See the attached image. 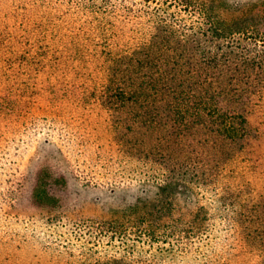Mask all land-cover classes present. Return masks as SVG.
<instances>
[{
  "label": "rangeland",
  "instance_id": "obj_1",
  "mask_svg": "<svg viewBox=\"0 0 264 264\" xmlns=\"http://www.w3.org/2000/svg\"><path fill=\"white\" fill-rule=\"evenodd\" d=\"M77 4L0 0V264H92L96 258V264H105L104 249L124 254L122 249L135 242L125 236L126 245L99 231L92 235L83 218L126 222L122 206L137 199L155 209L169 196L185 211L201 206L211 214L216 212L214 197L227 188L232 200L246 202V211L263 222L264 143L240 147L208 122L175 126L162 107L172 95L173 83L162 87L173 74L172 61L136 62L140 33L111 28L102 23L104 15ZM150 81H156L158 93L153 106L149 98L155 89L146 88L152 87ZM116 87L138 101L113 103ZM148 152L176 155L182 164L200 167L199 172L182 166L166 194L159 195L156 183L132 173L137 156ZM45 170L50 196L76 202V211L55 209L51 203L31 205L27 199L14 204L26 175L37 182ZM204 173L215 177L203 184L196 178ZM61 174L75 179L62 186L55 183ZM186 186L193 190L192 200H184ZM38 224L50 235L36 243L26 226ZM256 234L246 243L232 239L219 264H264V224ZM52 240L69 248L58 253L48 247ZM73 244L76 256L69 251Z\"/></svg>",
  "mask_w": 264,
  "mask_h": 264
},
{
  "label": "trees",
  "instance_id": "obj_2",
  "mask_svg": "<svg viewBox=\"0 0 264 264\" xmlns=\"http://www.w3.org/2000/svg\"><path fill=\"white\" fill-rule=\"evenodd\" d=\"M75 2L82 4L85 10L104 15L102 23L111 28H127L130 33H140L142 49L135 51L138 56L136 62L155 58L162 63L165 57L172 61L173 74L162 86L173 83L170 86L172 99L165 100V106H161L175 126L189 127L195 122H208L222 138L240 147H250L253 142L264 143V104L261 105L264 95H260L264 88V0ZM130 59L134 61L135 58ZM149 83L152 87L146 88L155 89L154 97L149 98L153 106L152 101L155 102L158 95L153 84L156 81ZM126 92L122 87H116L111 96L113 103L138 101L136 97L127 98ZM257 101L259 106L255 104ZM135 162L136 169H132V173L140 175L145 182L150 180L156 183L159 195L163 193V196L182 166L184 170L193 172H199L200 168L192 162L182 164L176 155L163 156L157 152L141 153ZM114 170L118 173V169ZM149 171L153 172V176L147 175ZM45 173L46 170L39 173L37 182L31 181L29 174L26 175L24 184L19 187L21 195L15 198L14 204H22L27 199L31 205L49 207L47 205L51 203L55 209L68 207L76 211V202L70 204L71 201L62 202L60 198L50 196L45 189ZM214 177L212 173H204L196 180L208 184ZM70 179L75 177L61 174L55 183L64 186ZM186 188L188 197L185 196L184 200H192L193 190ZM168 197L163 198L161 205L155 206V209L141 199L125 202L120 215L126 218L128 224L99 221L97 225L99 222L83 218L86 223L82 224L89 228L92 235L99 231L102 237L108 235L116 241L122 240L126 245V238L135 242L133 246L122 249L124 254L104 249L106 242L101 247L104 249L105 264H127L128 260L132 264H219V257L230 252L226 249L232 239H244L245 243L247 239H255L256 228L264 224V220L260 222V219L252 218V214L246 211V202L232 200L234 196L227 188L214 197L216 201L211 205L216 207V212L211 214L201 206L185 211ZM207 214H210L209 218ZM29 223L34 222L31 220ZM35 226H26L31 240L38 243L42 237L50 235H47L46 228L42 230L39 224ZM54 234L53 230L51 235ZM60 242L49 241L48 247L58 253L67 251L69 247L60 245ZM69 251L76 256L74 244ZM95 253L97 255L98 250ZM77 259L82 260L81 257ZM95 260L91 263H99L98 258Z\"/></svg>",
  "mask_w": 264,
  "mask_h": 264
}]
</instances>
